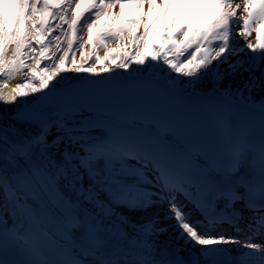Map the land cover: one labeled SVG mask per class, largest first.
<instances>
[{
    "label": "snow or ice",
    "instance_id": "6c2138e0",
    "mask_svg": "<svg viewBox=\"0 0 264 264\" xmlns=\"http://www.w3.org/2000/svg\"><path fill=\"white\" fill-rule=\"evenodd\" d=\"M78 29L86 32V39L78 36ZM108 38L119 46L110 48ZM87 45L90 52L84 50ZM97 46L108 51L98 55ZM76 51H81L79 60ZM183 53L179 63L170 58ZM153 65L161 66L159 74L150 71ZM13 73H22L28 82L16 83L5 94V80L0 85L4 104L81 83L74 79L61 85L69 74L102 79L127 73L185 99L190 97L183 84L212 77L221 85L220 101L226 91L238 93L242 99L252 97L264 112V93L254 95L258 84L264 87V0H0V76ZM237 76L243 87L230 88ZM211 99L216 98H201ZM34 104L23 105L10 125L0 127V229L12 230V239L33 258L30 264H52L19 222L25 207L35 216L33 193H43L45 187L51 193H45L48 209L67 240L99 236L98 229L114 220L125 238L138 236V258L100 259L95 249L84 248L96 257L91 264H264V181L252 185L241 174L252 158L246 139L233 144L222 173L206 180L202 176L211 165L205 158L198 161L196 174L191 154L177 161L149 140H111L106 130L90 123L96 116L92 110L70 108L56 117H29ZM142 122L156 124L160 140H173L174 129L168 125ZM113 173L118 187L105 179ZM156 205L166 206L182 235L200 249L198 255L156 249L158 237L167 231L159 218L137 222L129 215ZM88 216L101 223L91 221L89 227ZM130 225L139 233L130 231ZM149 244L157 259L147 251ZM75 251L58 249V264H88ZM41 255L46 259L38 260ZM0 264L9 262L0 257Z\"/></svg>",
    "mask_w": 264,
    "mask_h": 264
},
{
    "label": "bare ground",
    "instance_id": "6f19581e",
    "mask_svg": "<svg viewBox=\"0 0 264 264\" xmlns=\"http://www.w3.org/2000/svg\"><path fill=\"white\" fill-rule=\"evenodd\" d=\"M145 10H147V6H145ZM115 11H119V8L117 7L115 9ZM78 36H82L86 39V32H80L78 29ZM62 39H64L62 37ZM251 42H255V34H253V36L250 38ZM108 43L110 45V48H116L119 46V41H117L115 38H108ZM213 45L216 43V41H212L211 42ZM63 47V45H62ZM75 48V45H74ZM86 51H91V45H87L86 48L84 49ZM133 51L135 49H132ZM108 51V49H104L102 46L97 48V52L96 54L103 56L105 54V52ZM187 53H183L180 55H173L170 54V58L174 59L177 63H179L184 55H186ZM76 58L79 60L80 55H81V51H76L75 52ZM91 63V62H89ZM113 71H115V69H113ZM150 71L152 72H156L157 74L160 73L161 71V66L160 65H153V67L150 69ZM133 75H136L137 73H132ZM127 73H121L120 76H116V77H112V78H117V79H128V78H132V77H128L126 76ZM247 74H245L246 76ZM82 78H95V77H87V76H73L71 74L64 76V78L62 80L59 81L60 84H64L66 83L68 80H74V79H82ZM177 79L179 80L180 78L177 77ZM7 80V86L4 87V92L5 94H7L11 88L16 84V83H27L28 82V78H25L23 76L22 73H13L11 76H0V85L4 84V81ZM193 83L195 84V86L193 87ZM193 83H185L183 84V89L186 90V96L189 97V95H201V94H210L209 91H213L214 89H217L219 87V83H217L216 80L212 79V77H208V78H202L200 79L199 82H193ZM262 84H264V81L261 82ZM161 85V84H158ZM240 86L243 87V83L241 81V78L239 76L236 77L235 80V85L233 84H229V87H234V86ZM163 86V85H161ZM221 86V85H220ZM261 93H264V87H262L260 84H258L256 86L255 89V93L254 95L258 96ZM232 96H235L237 98H240L238 93H232ZM19 99V98H18ZM181 100H183V98H180ZM242 99V98H240ZM33 96L31 93H29V99L25 100V101H21L20 104H4L2 102H0V122L5 123V124H11L12 120L11 117L13 115V113L16 112V110H18L19 108H21L23 105H26L27 103H29L30 101H33ZM246 101L252 102L253 98L252 97H248L247 99H244ZM253 103V102H252ZM126 121L123 119H113L110 117H104V116H95L94 119H92L90 121V123L93 126L102 128L104 130H106L105 128L99 126V125H110L113 127H119L122 126L123 123H125ZM136 125V123H135ZM141 126V125H139ZM31 131V129L29 130ZM107 131V130H106ZM146 132L148 135H150L153 139H159L155 130H150L146 127H144L143 132ZM99 139V138H97ZM160 140V139H159ZM162 143L164 145H166L168 150H172L174 149L175 151H177L179 153V149L178 147H176L171 141H163L161 140ZM185 157L187 155H184ZM192 156V155H191ZM193 159V170L196 171V173L199 174L198 170H196L199 167L198 161L200 159L196 158L195 156H192ZM211 165V164H210ZM218 175L214 169L211 166V170L207 173H204L203 176L207 179V180H212L214 179V177ZM106 180L112 184L114 187H118L120 184V181L116 179V174H111L110 176L106 177ZM99 204V203H97ZM103 211L105 213H108L109 210L108 209H103ZM170 213H168L166 206L163 205H156L151 209L148 210H141V211H134V213L131 215L132 219L137 221V222H144L146 220H151L154 217H158L159 218V223L160 226H163L167 229V231H165L164 233H162L158 239L157 242L160 244H164L167 246H170L171 248L175 249L176 251H180L182 250V253L184 255H198L200 252V249L194 245L191 244L190 241L187 240L186 237H184L178 227V225L176 224V221L174 219L170 218ZM95 217V216H94ZM96 218V217H95ZM119 218V217H118ZM19 222L20 225L22 227H26L27 224L25 222H27V211H26V207L22 210L21 215L19 217ZM112 227H115L117 230L121 231L123 233V229L120 228V225L116 223V221H112V224L110 225ZM134 229L137 233H139V228L135 225H130V231ZM11 232L12 230H6V229H0V251L2 249V247L6 244V242L8 241V239L12 238L11 236ZM130 238L133 239H138L137 235H128ZM19 255V259L22 261L25 260L26 256L25 253L21 252L18 248L15 249ZM233 255L237 254L236 252L232 253Z\"/></svg>",
    "mask_w": 264,
    "mask_h": 264
},
{
    "label": "rangeland",
    "instance_id": "374dc122",
    "mask_svg": "<svg viewBox=\"0 0 264 264\" xmlns=\"http://www.w3.org/2000/svg\"><path fill=\"white\" fill-rule=\"evenodd\" d=\"M98 47H101V46H97V48ZM71 55V54H70ZM220 89H221V86L219 85V87L217 88V89H214V92L215 93H219L220 92ZM212 91V90H211ZM223 95H226V96H232V93H230V92H224L223 93ZM105 179H106V177H105ZM97 203H99V202H97ZM134 212H131V213H129V215L131 216L132 214H133ZM117 217H119L120 218V214L119 213H117Z\"/></svg>",
    "mask_w": 264,
    "mask_h": 264
}]
</instances>
